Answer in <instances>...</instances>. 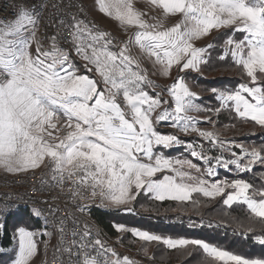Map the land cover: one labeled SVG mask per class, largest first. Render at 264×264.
Instances as JSON below:
<instances>
[{
	"label": "snow or ice",
	"instance_id": "1",
	"mask_svg": "<svg viewBox=\"0 0 264 264\" xmlns=\"http://www.w3.org/2000/svg\"><path fill=\"white\" fill-rule=\"evenodd\" d=\"M136 2L98 0L97 10L126 36L120 39L89 19L85 0H4L3 9L11 11L0 18V171L35 175L43 167L48 179L37 190H56L53 199L31 206L0 202V238L12 246L11 264H35L38 235L53 234V257L61 264H138L102 239L101 230L79 224L73 213L66 220L57 201L80 213L92 206L135 213L140 196L185 211L217 200L225 215L234 205L243 207L248 223L238 222L240 235L261 254L246 257L202 239L114 224L117 245L128 233L134 244L144 242L140 251L149 259L155 242L199 252L207 264H264V174L259 186L244 178L264 173V144L223 138L229 125L217 127L227 114L264 134V0H140L162 9L160 17ZM169 17L178 19L167 25ZM221 29V37L213 36ZM209 37L213 42L197 45ZM217 45L218 59L238 67L242 80L232 88L212 87L215 106L209 107L187 78L202 75ZM150 75L173 82L161 87ZM173 150L186 155L165 154ZM221 171L225 176L218 178ZM22 209L42 230L18 225L9 232L7 217ZM190 226L221 225L201 220ZM6 252L0 245V254Z\"/></svg>",
	"mask_w": 264,
	"mask_h": 264
},
{
	"label": "trees",
	"instance_id": "2",
	"mask_svg": "<svg viewBox=\"0 0 264 264\" xmlns=\"http://www.w3.org/2000/svg\"><path fill=\"white\" fill-rule=\"evenodd\" d=\"M224 32V31H223ZM223 32L217 33L215 37H221ZM241 34L237 33L236 37L239 38ZM211 42H213L211 40ZM221 54V49L217 47L212 49V58L209 64L202 66L203 73H192L188 79L191 86L201 92L203 103L209 107L215 106L210 103L209 97L211 95L210 89L212 87L232 88L242 80L240 69L234 67L229 61H220L218 59ZM235 124V127L230 125ZM229 125L228 128L222 129V136L226 139H236L244 141L246 146L249 144L259 146L264 144V134L261 133L259 127L253 128L252 124H242L239 121H233L227 114H222L219 124ZM259 129L254 135L252 130ZM164 132H167V128ZM195 138V137H191ZM186 139V138H185ZM263 173L256 172L255 176L247 174L244 178L249 182L259 186L258 177ZM234 178H236L234 176ZM232 179V178H231ZM135 210L141 216L144 222H147L151 227L155 228L157 235L171 237L174 239L179 238H196L205 240L222 250L231 253H239L242 251H252L257 245H254L250 239L242 237L240 232L242 228L238 227V222H243L245 225L248 223L247 214L243 207L233 206V209L227 210L224 214V206L219 204V200L208 204H201L198 211L192 210L191 207L185 211L183 205H177L175 202H164L163 204L149 200L145 196H140L135 202ZM176 209V210H173ZM25 213L27 211L21 210ZM115 211L114 213H117ZM113 214V213H112ZM112 214L98 212L97 219L101 225L108 231L109 234L116 236L114 225L109 222L108 217ZM14 214L8 219L9 232H11V219ZM201 220L206 224L209 220L214 223H219L220 227H191L193 222L199 223ZM251 236L252 234H246ZM2 237V234H0ZM133 237L125 233L123 236V243L130 249L132 257L136 258L140 263L144 264H207L204 255L199 252L188 254L185 249H167L166 246L157 245L152 243L148 249L149 259L145 257L140 251L141 244L144 242L133 243ZM0 245L8 248L9 240L7 238H0ZM2 254H0V257ZM216 264H222L217 261Z\"/></svg>",
	"mask_w": 264,
	"mask_h": 264
},
{
	"label": "rangeland",
	"instance_id": "3",
	"mask_svg": "<svg viewBox=\"0 0 264 264\" xmlns=\"http://www.w3.org/2000/svg\"><path fill=\"white\" fill-rule=\"evenodd\" d=\"M85 2L88 5L90 11L92 12L94 18L106 30L111 31V32H113V33H115L117 35L126 37L122 33L121 28L118 25V22L114 21V19H112L110 17H107V16L101 14L97 10L96 5L98 4V0H85ZM107 2L112 3L113 0H107ZM136 7L139 8L141 11L147 12L149 16L160 17L163 14L162 9L153 8L151 5H149L147 3L140 2V0H137ZM177 19H178V17H169L168 18V21H167V25H170L172 23H175ZM223 31H224L223 29H221L219 32L214 31L213 32V36L215 34H217V33L223 32ZM211 40H212L211 37L206 38L204 40L198 41L197 42V45L198 46H205L207 43L211 42ZM145 66L146 67H149V70H151L149 64H146ZM194 74H197V73H194ZM175 76H176V72H175V69H173V77H175ZM150 78L152 80H154L157 84H159L161 87L166 86V85H170L173 82V79H164V78H161V77L156 76V75H150ZM187 83L189 84L190 88L193 91H196L200 95H202L200 91L195 90L191 86V83H190V81H189L188 78H187ZM157 91H159V89H157ZM164 99H168V97L167 96H164ZM165 129L166 128H161L160 130L164 132ZM258 130L259 129L252 130L253 133H254V135L256 134V132ZM170 131H172V129L167 128V132H170ZM185 138L186 139H195V138H191V137H184V139ZM165 154L166 155H171L173 157H180L182 155H186V153L182 154V153H180V152H178L176 150H173L171 153L166 152ZM42 168L37 169L36 171L41 170ZM29 172H31V171H29ZM22 174H24V173H22ZM1 175H5V176H16V175H12V174H6L3 171H0V176ZM224 176H225V173L223 171H221L220 177H218V178H223ZM234 176H235V174H233L231 176H228V178L231 179V178H234ZM135 202H134V205H135ZM108 220L113 225L114 224H120V225H124V226H126L128 228H137V229H140V230H147V231H149L152 234H157L155 228L151 227V225H149L147 222H144L142 220L141 216H139V214H138V212L136 210H135V213H124V212H119L118 211L117 213H113L112 215H110L108 217ZM10 221H11V230L15 226H18V225L19 226H25V227H27L29 229H32V230H38V229L39 230H42V227H43L42 224H39L35 220H32L30 218L29 214L28 213H25L23 211L15 212L13 218ZM49 231H51V228H49ZM122 235L124 236L125 233L122 234ZM37 238L40 241V245L39 246H40V250H41V255L39 257H37V258H34V259H35V264H42V262L48 256V252H49L50 247H51V241L54 239V234L50 238L49 237H44V236H39V235H38ZM45 241L47 242V256H44L43 255V250H44V247H45ZM11 250H12V246L7 249V252L6 253L2 254V256L0 257V264H11V261H12ZM118 253H120L121 255H127L130 258L135 259L138 262V264H144L143 262L140 263L136 258L132 257V255H130V254L133 253V252H131L129 250H122L121 252H118ZM233 254H239V255L246 256V257H248V256H259L261 254V249H260L259 246H256L250 252H248V251L245 250V251H242V252H239V253H233Z\"/></svg>",
	"mask_w": 264,
	"mask_h": 264
},
{
	"label": "built area",
	"instance_id": "4",
	"mask_svg": "<svg viewBox=\"0 0 264 264\" xmlns=\"http://www.w3.org/2000/svg\"><path fill=\"white\" fill-rule=\"evenodd\" d=\"M3 3L4 0H0V18L6 17L9 15L11 9H8L5 11L3 9ZM86 3V2H85ZM87 5V4H86ZM87 9L89 12V19L95 21L96 24H98L102 29L106 30L93 16L92 12L90 11L88 5ZM108 31V30H107ZM114 36L120 38V39H126V37L117 35L111 31H109ZM47 170L45 168H42L41 170L36 171V174L33 175L32 172L16 175V176H0V202L12 204V203H19L21 205H27L31 206V204L34 201L38 200H49L53 199L56 196V190L55 189H48L47 186H45L44 191H38L37 189L41 188L40 182L42 180H47ZM59 206L62 209H65L63 211L62 215L66 220L69 218V213H73L76 220L79 222V224H87L93 228V230L99 229L102 231V239L107 240L110 244H112L113 247H116L118 252H121L122 250H129L130 249L122 242L121 244L117 245L115 241L117 240V236H113L108 233V231L101 225L99 220L96 217V214L98 212L106 213V214H112L116 210H105L100 208L99 206H92L90 209V212L88 213H80L75 210L73 205L69 202H65L63 198L57 201ZM80 203H87L86 201H80ZM23 210V209H22ZM15 213V212H14ZM12 215L7 217L8 219ZM72 222L69 220L67 227L69 229L72 228ZM77 232L80 231L79 227H77ZM68 239H71V236H68ZM49 241V240H48ZM58 244V238L57 235L54 234V239L51 241V247L48 252L47 258L42 262L46 261V264H61L60 259H54L53 257V251L57 247Z\"/></svg>",
	"mask_w": 264,
	"mask_h": 264
}]
</instances>
